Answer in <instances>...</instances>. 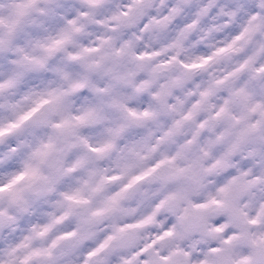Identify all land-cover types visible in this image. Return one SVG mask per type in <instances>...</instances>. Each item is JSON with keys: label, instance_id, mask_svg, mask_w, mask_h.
Masks as SVG:
<instances>
[{"label": "clouds", "instance_id": "1", "mask_svg": "<svg viewBox=\"0 0 264 264\" xmlns=\"http://www.w3.org/2000/svg\"><path fill=\"white\" fill-rule=\"evenodd\" d=\"M0 264H264V0H0Z\"/></svg>", "mask_w": 264, "mask_h": 264}]
</instances>
